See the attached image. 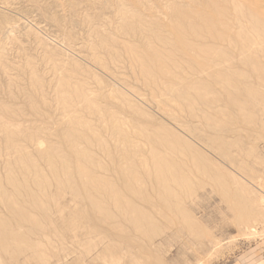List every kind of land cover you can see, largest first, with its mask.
<instances>
[{"label": "bare ground", "instance_id": "obj_1", "mask_svg": "<svg viewBox=\"0 0 264 264\" xmlns=\"http://www.w3.org/2000/svg\"><path fill=\"white\" fill-rule=\"evenodd\" d=\"M121 13L122 23L119 29L130 37L118 39L109 35L102 36L97 32L98 42L95 48L103 49L108 60L113 62L124 59L120 60L123 51L130 66H134L132 74L139 79L148 92V98L155 105L156 113L169 123L166 120H156L147 109L133 102L129 94L111 96L110 100L117 104L104 106L95 101L90 94L91 90L87 92L70 75L62 73L57 84L59 86L53 94H57L56 101L59 99L64 113L68 115L56 129V137L48 132L50 137L57 139L56 142L44 141L46 146L44 139L41 140L44 135L40 136V131L39 134L33 132V135H28L33 143L37 138L34 157L30 153V147H25L26 142L22 141L25 144L24 147L21 146L14 139L16 133L7 125H2L4 148L11 152V156L8 153L2 167L4 172L0 175V208L6 209L8 214L4 216L0 213V264H65L64 259L76 256L77 250L80 251L77 256L83 258L82 261L86 264H91L98 257L94 256L98 250L100 253L105 249L100 250V245L108 247L110 252H117L125 245H133L137 241L136 237L151 241L158 235L161 218L167 223H180L192 235L201 237L207 231L188 209L187 202L193 200L195 190L206 183L231 205L239 223L246 224L247 234L258 233L257 229L260 227L249 225V222L255 214L256 217L263 216L264 220V196L257 197V189L249 185L252 184L251 181L222 168L193 145L195 142L190 140L191 135L188 137L189 141L186 137L189 136L188 133L185 132L186 136H183L181 133L184 131L178 132L179 127L177 131L170 123L171 119L182 117L177 114L176 108L186 106L190 112L189 117L201 118V122L207 127L218 126L222 129L225 125L220 118L223 111L216 106L221 102L223 94L212 90L213 84H219L227 102L237 106L234 109L239 112L235 116L238 121V115L246 121L253 118V115L246 114L248 110H259L257 108L260 106L264 109V0H171L166 20L159 21L134 12L131 14L129 10H122ZM108 32L105 33L109 34ZM92 55L104 71L110 70L104 55L96 51ZM236 61L237 67L234 68L232 64ZM223 62L231 65L229 68L232 76L221 70ZM77 67L78 64L75 68ZM225 67L222 69L226 70ZM61 68L59 70L63 69ZM110 72L112 71L108 72L109 75ZM233 75H237V82L232 78ZM112 77L114 79V75ZM31 82L30 87L43 91L44 87L38 79L33 77ZM133 91L142 100L139 90ZM41 94L39 101L44 105L48 102ZM31 96L29 108L39 113L38 103ZM73 99H80L98 120L99 126L80 115L81 111L77 110L79 106L76 107ZM150 100L146 104H150ZM200 104L203 108L197 110ZM1 109L3 115L11 116L14 113L7 105H0ZM183 111L179 112L185 114ZM261 114L263 113L258 115ZM245 115L251 117L247 119ZM183 118L184 116L181 119ZM254 120L253 118V122ZM241 124L243 125L242 122L240 126ZM253 124H249V127ZM254 126L248 130L250 133L256 131L257 134L258 129H264V121L260 120ZM17 133L21 135L22 132ZM204 133L208 132H203V135ZM241 133L238 132L239 135ZM238 137L241 138V135ZM240 138L236 139L237 146ZM223 142L224 148L220 147L224 151L225 145L231 147L235 144L234 139L229 145ZM242 143L240 142L241 145ZM250 147L253 148L250 150ZM250 147L247 153L244 151L246 149L240 147L245 152L241 151L242 156L245 154L246 158H250L256 149L253 145ZM240 149L237 147L238 152ZM229 150L227 153L231 154ZM227 158L232 160L233 156ZM40 161L47 166V172L39 164ZM238 163L240 169L252 170V164L255 166L261 162L255 158L253 163ZM65 191L70 193L72 199L67 205L60 203L65 197ZM65 210L68 211L65 219H53V215H63ZM255 210L258 212L254 213ZM26 226L29 228L24 230ZM33 232H38L41 236L35 238L32 236ZM67 234L70 235L68 240L65 239ZM104 254L107 255L102 252L101 259ZM119 257L120 260L121 256ZM151 258L156 260L141 262L133 259L124 264H167L155 254ZM83 262L76 259L69 264H85ZM94 262H97L96 259Z\"/></svg>", "mask_w": 264, "mask_h": 264}, {"label": "rangeland", "instance_id": "obj_2", "mask_svg": "<svg viewBox=\"0 0 264 264\" xmlns=\"http://www.w3.org/2000/svg\"><path fill=\"white\" fill-rule=\"evenodd\" d=\"M169 1L171 2V0H0V105H3V107L4 105L9 106L11 109H13L12 111L14 112L11 116L5 114L7 116L6 117L2 113L3 110H0V175H2L4 172L2 167L4 162H6L8 153L9 156H11V152H9L8 149L4 148L5 136L2 130V125H7L16 133L14 139H17L21 146L24 147L25 143H23L22 141H25L27 144L25 145V147H30L31 152H29L34 157L36 156L37 151V149L35 148V141L37 138H34L35 140H33V143L32 141H30L28 135H33L34 133L39 134L40 131L41 133L39 135H44V137L41 136V140L44 139L43 143L46 146V143L49 140L56 142L57 139L54 138L56 129L61 125V122H63L64 119H67L68 115L64 113L62 105L59 103L58 97V100L56 101L57 94H53L54 91L56 93L55 89L58 88L59 85L57 84H59L60 76H62L63 74L70 75L76 83H80H77V85H81V87H84L87 92H90L91 90L90 94L94 96L92 97L95 99V101L98 103L101 102V104H103L104 106L117 104L114 100H110L112 97H118L121 93H124L125 95L129 94V97L133 102L135 101V103H137L140 107L142 106L141 108L147 109V111H149V113L156 120H161L163 122L166 120L159 113H156L157 109L155 110V105L148 98V92L143 88L139 79H136L134 74H132V69H134L132 68L133 65L130 66L123 51H121L123 55L120 60H122V58L124 59L119 62H113L111 60H108V55L104 53L103 49H99L97 47L95 48V45L98 42V37H96L97 32L102 34V36L109 35L114 36L118 39L130 37L125 36V33L122 32L121 29H119L122 23V10H125V12L129 10V13L134 12L137 15L147 16L148 19L152 18L157 21L161 19L166 20V14L168 13L170 7ZM106 31H109V34L105 33ZM115 49L118 51L117 48ZM94 51L100 53L102 56L104 55L103 57L105 60H107L106 63L112 71L110 72V75L108 73L110 70H108V72L104 71L103 68L98 63H96V61H94L92 55ZM235 57H237V55ZM72 61L74 64L71 63ZM57 62H59V64ZM227 63L228 62H223V64H225L224 66L227 67H225L226 70L222 69L224 68L223 64L221 65V70L228 72L229 76H232L231 69L229 68L231 67V65ZM76 64H78L77 68H75ZM236 64L237 61L232 64L234 68L237 67ZM53 65L56 68L52 67ZM59 68H61L62 70H59ZM54 69H56V72ZM32 70L33 72L31 73ZM67 72H69L70 74ZM111 73H113L112 76L114 75V79L111 76ZM114 73L117 75H115ZM54 75L56 76V78ZM119 76L123 77L120 78ZM233 76L234 77L232 78L236 81L237 78L235 77H237V75ZM33 77L41 82L42 87H44L42 92L39 90L40 88L36 89L34 87H30ZM115 77L116 79L118 78V80H116ZM10 80L13 82H11ZM122 80L125 81L121 82ZM213 85L214 86L211 87L212 90H214L217 94H223L222 97L220 96L221 102H218L216 106L217 109L223 111V114L220 118L222 122L224 121L223 124L225 125L224 127L223 125L221 126L223 127L222 129L218 128V126L217 128L207 127L203 122H201V118L189 117L190 112L185 108L186 106H182L181 108L183 109L184 107L186 109H183L184 111L176 108L177 114H180L182 117L184 116L183 120L181 119L182 117H179L180 119H171L170 124L174 129L176 128V130L178 127H181L180 129L178 128L179 131H177H184L181 133L184 134L183 136H186V133H188L189 136H186L187 139L191 135L190 140L195 142L193 143L191 141L193 145H195L196 148L198 147L199 150L201 149L203 153L211 157V159H213L218 165H221V167L223 166L222 168H224L225 170L228 169L227 171H231V173H234L237 177H240L242 175L246 178L243 179L251 181L252 184L249 185L252 186L251 188H253L254 186L257 189V197H260L261 195L264 196V140H262L264 138V129H258L259 133L257 131V134H261L259 137L256 134V131H254V134L253 131L252 133H250L251 131L248 130L252 129L254 124H258L260 120L264 121V109H262V107L260 106L257 108L259 110L251 109L256 110L252 112L251 110H248V113L246 114L248 116L249 114L253 115L255 122H253V118L249 119L251 116L248 117L247 115H245V117L247 116L248 118H246L250 120L246 121L244 117L238 115L241 117H239V122L235 117L237 115L236 113H239L236 110L237 106L227 102L224 90L219 84ZM131 88H133V90H139V94H142L143 98H145L144 101L143 98L142 100L138 99L134 95V91L131 90ZM218 88L219 90L222 88L220 90V92L222 91L221 93L219 92ZM94 91L96 94L94 93ZM41 93H43V96L46 98V102H48L46 103L47 105L45 103L43 105L39 101L40 96L42 97ZM109 93H111V95ZM145 93L147 94L145 95ZM30 96L31 98L34 97L33 101L38 103L37 106L39 113H37L33 108L32 109L34 111L29 108V102L32 101V99L29 100ZM147 98L150 100V104H146L147 102H149ZM74 102H76L77 108L79 106V108L76 109L79 110V112L81 111L80 115L82 117L84 115V118L91 120L92 122H94L93 124L99 126L98 120L88 111L89 109L85 105H83V103H81L80 99H73V103ZM202 106V104L198 105L197 110L202 109ZM260 109L262 110L260 111ZM178 110L186 112V115L182 112L180 113ZM61 111L63 113H61ZM260 112L263 113L261 114V116L258 115L260 114ZM64 114L66 115V118L64 117ZM231 116H234L235 119ZM254 116L257 117L255 118ZM190 121H194V123ZM165 122L169 123L168 120H166ZM241 122L243 123V125L241 124L240 126ZM249 124H253L252 126L250 125V127L252 128L249 127ZM237 126L240 128H237ZM227 127L229 129H227ZM232 127L234 129L236 128L235 130H233L234 132L231 131L233 129ZM245 128H247L248 131H246ZM238 129L239 131H236ZM43 130H47L46 133H44L45 131ZM17 132L22 133L20 135ZM48 132L50 133V135L54 136L50 137ZM203 132L208 133H204L203 135ZM238 132H242L240 134L241 138L238 137L240 136ZM215 133L219 136H216ZM22 134H24V137L22 136ZM246 134L250 135V137ZM242 137L245 138L242 139ZM216 138H218L219 140L214 141V139ZM237 138H240L241 141L238 140L239 146L243 150L246 149L244 150L246 153L247 151H249V147L251 145L256 148L251 154L250 158L249 156L248 158H246L247 156H245V154V157L242 156V154L245 152H243V150H241L240 147L237 146ZM233 139L236 145L233 143ZM194 140H196L197 142ZM44 141L47 142L45 143ZM223 141H225L226 143ZM222 142L225 144L228 143L227 145L233 143L234 146H232L233 144L231 145V147L225 145L226 149L224 151ZM240 142H243L242 144L246 146L248 150L246 147L241 145ZM30 143L33 144L31 145ZM143 144L144 147H146V144L144 142ZM220 145L223 148H221ZM237 147L240 149V152H238L239 150H237ZM252 148L253 147H250V150ZM227 149L231 152V154L227 153ZM222 151H224L225 155L229 156L230 158L231 156H233V161L229 160ZM241 151L243 153H241ZM235 157L237 158V160H234ZM255 158L258 159L261 163H257L255 166L252 164V166H250L252 170H242L239 168V161L240 163L241 161L253 163ZM39 164L45 170V172L48 171V168L44 162L40 161ZM251 175L253 177H250ZM70 197V193L68 191H65V197L60 200V203L63 205H67L72 201ZM187 206L188 209L192 212L193 216H195L198 223L207 231L206 235H203L201 237L199 235L196 237V235H192L188 230L183 228L182 224H172L169 222L167 223L166 220H163V218H161L159 221L161 228H159V231L157 233L158 235H155L151 241L136 237L137 241L132 243L133 245H131L130 243L123 246L120 249L121 251L119 250L120 252L117 251L119 255L116 251L110 252L109 250H107L108 247H106L105 245L103 247L102 245H100V250L101 248H105L102 252H106L107 255L104 254V260L103 258L101 259V256L103 255L102 252L99 253L98 248V253L94 255L96 257L98 256L97 258H94V260L96 259L97 262H94V260H92L91 264H124V262L130 263V261L133 259H138V261L146 262L147 260H156V258H151V256H154V254L157 256V258H162L163 260H165L167 264H227L229 261L235 260L238 256L248 252L254 246L264 247L263 216L256 217L255 214L251 218L249 225H255L257 226V228H260L257 229L258 233L254 235L247 234V228H245L246 224L239 223L238 216L235 215V213L232 211L231 205L227 203L222 198L221 194L219 192H216L208 183L204 184L203 187H198L195 190L194 198L193 200L189 201V203L187 202ZM0 211L2 215L4 214V216H8L6 209L0 208ZM67 212L68 211L65 210L62 213L63 215H53L52 217L53 219H65L67 216H64L67 215ZM256 212H258V210L254 211V213ZM43 220L47 221V219ZM27 228L29 227L26 226V229L24 230H27ZM245 232L246 234H244ZM33 233L34 234H32V236L35 238L41 236L38 232ZM65 239H70V235L68 236L67 234V237H65ZM69 251H72V249H69ZM79 253L80 251L77 250V254ZM77 254L76 256H69L71 258L64 259L63 262L66 261L65 264H69L72 261H76V259L77 261L83 262V258L77 256ZM119 256H121L120 260L118 259L120 258ZM10 264H16V262Z\"/></svg>", "mask_w": 264, "mask_h": 264}, {"label": "crops", "instance_id": "obj_3", "mask_svg": "<svg viewBox=\"0 0 264 264\" xmlns=\"http://www.w3.org/2000/svg\"><path fill=\"white\" fill-rule=\"evenodd\" d=\"M227 264H264V247L254 246Z\"/></svg>", "mask_w": 264, "mask_h": 264}]
</instances>
